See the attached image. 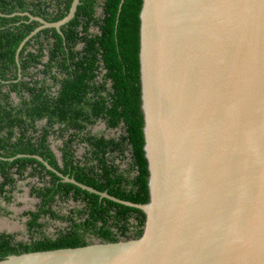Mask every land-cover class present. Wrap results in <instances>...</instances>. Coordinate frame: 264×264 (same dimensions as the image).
Here are the masks:
<instances>
[{"label":"water","instance_id":"obj_1","mask_svg":"<svg viewBox=\"0 0 264 264\" xmlns=\"http://www.w3.org/2000/svg\"><path fill=\"white\" fill-rule=\"evenodd\" d=\"M78 1L56 22L15 13L38 23L18 49ZM138 20L148 201L65 181L139 209L140 237L0 264H264V0H141Z\"/></svg>","mask_w":264,"mask_h":264},{"label":"trees","instance_id":"obj_2","mask_svg":"<svg viewBox=\"0 0 264 264\" xmlns=\"http://www.w3.org/2000/svg\"><path fill=\"white\" fill-rule=\"evenodd\" d=\"M70 3L71 0H0V91L3 86L19 91L18 83L3 81L16 78L15 50L38 26L25 15L14 14L27 13L56 22L66 15ZM140 6L141 0H102L99 4L98 0H79L72 19L59 28V33L43 29L25 41L18 56L22 72L40 64L43 58L40 47L38 54H23L27 45H46L47 60L41 64L43 79L31 85L21 84L27 99L14 103L7 91L0 93V174L7 183L11 182L10 169L18 173L35 164L43 170L31 157L36 155L75 182L98 192L133 204L148 201L138 67ZM98 120L106 129H118L119 135H91L87 128ZM39 121L44 123L36 128ZM49 135L62 140L59 151L63 169L57 168L47 147ZM73 143L84 146L81 165L72 161ZM123 163L126 168L122 169ZM44 189L46 192L38 193L42 203L37 211L25 213L30 217L28 227L42 232L36 221L44 215L66 221L67 226L57 230L54 237L41 233L30 243H13L9 236L1 235L0 260L24 252L84 246L90 243L86 241L89 235L108 243L135 239L142 233L144 214L139 209L99 199L72 184H55L51 193ZM61 190L60 197L81 202V209H73L66 216L54 212L49 205Z\"/></svg>","mask_w":264,"mask_h":264},{"label":"flooded vegetation","instance_id":"obj_3","mask_svg":"<svg viewBox=\"0 0 264 264\" xmlns=\"http://www.w3.org/2000/svg\"><path fill=\"white\" fill-rule=\"evenodd\" d=\"M34 36V35H33ZM25 42L20 46H17L15 53H14V63H15V79L14 80H8L3 81L5 84H9L11 82L18 83V89L19 91H10L8 90L7 86H3L1 88L0 93L8 92V98L14 102L17 103L20 98H28V93L23 89L21 86L22 83H29L31 85L35 80H40L42 78V74L40 70L42 69L41 64L46 63L47 60V47L46 45L42 44L41 46L37 44H30L27 45L23 51V54H26L27 52L38 54V49L40 47L41 53H43V58L40 60V64H36L35 66H30L27 68V71L22 72L19 64L18 56L20 54V51L24 47ZM18 49V51H17ZM52 72H54V69H52ZM46 84H50L48 80L45 82ZM55 90V88H54ZM51 91H53V88H51ZM44 122L39 121L36 123V128H39L40 125H42ZM96 123H100L103 125V128L105 131H116L106 129L105 125L101 121H96ZM94 126V125H93ZM88 127L89 133L91 135L92 127ZM17 135V133H15ZM107 138V137H104ZM110 138V137H109ZM53 145L54 143H57ZM47 147L48 149L53 153L54 160L56 163V166L58 169H63L64 166V160L62 158V153L59 151V148L62 147V140H54L53 136L49 135L47 138ZM53 145V146H52ZM55 149L54 152L52 149ZM72 149V161L74 163H77V161L80 163V165L83 162V155H84V146L83 144H77L73 143L71 145ZM82 150V153L80 155L77 154V150ZM25 155H17L16 157H24ZM33 159H35L42 167L43 170L40 169V167L36 166L35 164H32V166H27L22 172H15V169H10L8 171V175L11 179L10 183H7L5 180V177L0 174V236H9L11 241L13 243H30L33 240L39 239L41 233L47 237H54L55 232L57 230H61L67 226L66 221H59L57 219H50L48 216H40L37 219V223L41 224V230L42 232H39L35 228H29L28 223L30 220V217L25 214L28 212H36L37 209L40 207L42 203V197L38 193H44L46 192V189L48 188L49 192L51 193L52 187L55 186V184H71L65 181V179L73 180V178L68 174H63L60 171L54 169L52 166H49L47 161L43 158L32 155ZM37 157V158H34ZM0 159H3L0 157ZM12 158H7V160L11 161ZM6 160V159H4ZM49 170L47 169V167ZM35 168V170H33ZM120 168H126V164L123 163L120 165ZM46 171H49L50 173H47ZM54 176V178L52 177ZM74 181V180H73ZM75 182V181H74ZM77 183V182H76ZM79 184V183H78ZM73 185V184H72ZM75 186V185H74ZM77 187V186H76ZM62 191L58 192L57 195H53V201L50 203V208L56 212L59 216L63 215L66 216L69 211L73 209L80 210L82 207V203L79 201H73L70 197L67 199H63L61 196ZM60 195V196H59ZM70 195V194H69ZM25 196L26 201L33 202L34 208L33 209H23L21 208L18 210L17 207H20L23 204V200H20V197L22 198ZM4 197H9L8 200H6ZM71 203L72 207L69 209H66L65 206L67 204ZM55 204H59L62 207L59 209V205H57V209L54 207ZM65 208V209H64ZM64 209V211H62ZM19 222H15V221ZM131 222V218L129 219ZM55 222H58L60 224H64L62 228H57L54 233L49 234L46 232L47 226L51 225ZM131 235V234H130ZM23 237L25 240H23ZM93 238L91 235L87 236L86 241L88 239ZM95 239V238H94ZM96 240V239H95ZM88 242V241H87Z\"/></svg>","mask_w":264,"mask_h":264},{"label":"rangeland","instance_id":"obj_4","mask_svg":"<svg viewBox=\"0 0 264 264\" xmlns=\"http://www.w3.org/2000/svg\"><path fill=\"white\" fill-rule=\"evenodd\" d=\"M102 0H98V4L101 2ZM97 13H99V11H100V9L99 8H97ZM91 132H92V134L93 135H96V136H99V135H102L103 137H107V138H111V137H113V138H116L118 135H119V133H120V131L119 130H116V131H105L104 130V128H103V125L102 124H100V123H96L93 127H92V130H91ZM55 144H58V142L57 143H54L53 145H55ZM52 145V146H53ZM54 152L56 151L54 148L52 149ZM82 153V150H77V154L78 155H80ZM20 200L22 201L23 200V204L20 206V207H17L18 208V210H20L21 208H23V209H33L34 208V205L35 204H33V202H30V201H26L25 200V196H23L22 198L20 197ZM57 205H59V204H55L54 205V207L57 209ZM62 206L61 205H59V209L61 208ZM70 207H72V204L71 203H69V204H67L66 206H65V208L66 209H69ZM64 208V209H65ZM64 209L62 210V211H64ZM15 221V220H14ZM15 222H17V221H15ZM17 223H19V222H17ZM20 224V223H19ZM64 226V224H60V223H58V222H55V223H53V224H51V225H48L47 226V229H46V232H48L49 234H52V233H54L55 232V230L57 229V228H62ZM23 240H25V238L23 237ZM88 242H90V243H92V242H95L96 240L94 239V238H91V239H88L87 240Z\"/></svg>","mask_w":264,"mask_h":264}]
</instances>
